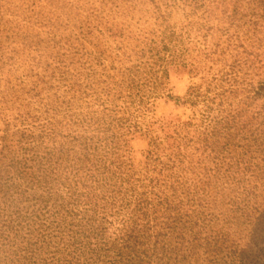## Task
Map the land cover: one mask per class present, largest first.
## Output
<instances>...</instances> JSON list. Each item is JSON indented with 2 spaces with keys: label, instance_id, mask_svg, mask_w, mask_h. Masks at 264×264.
<instances>
[{
  "label": "trees",
  "instance_id": "obj_1",
  "mask_svg": "<svg viewBox=\"0 0 264 264\" xmlns=\"http://www.w3.org/2000/svg\"><path fill=\"white\" fill-rule=\"evenodd\" d=\"M119 1V21L79 24L69 62L60 49L44 61L54 99L5 130L0 264H249L264 220V0ZM172 65L200 78L186 119L155 113Z\"/></svg>",
  "mask_w": 264,
  "mask_h": 264
},
{
  "label": "rangeland",
  "instance_id": "obj_2",
  "mask_svg": "<svg viewBox=\"0 0 264 264\" xmlns=\"http://www.w3.org/2000/svg\"><path fill=\"white\" fill-rule=\"evenodd\" d=\"M118 3L121 10L125 3L119 0ZM119 7L114 8L110 0H0V149L6 129L9 136L23 129L19 115L24 112L39 114L38 111L47 107L46 102L54 99L55 88L48 91V84L40 81L44 70L48 68L49 72L54 66L46 67L44 61H56L58 58L53 56L59 55L56 52L60 49L66 52V56L60 57L69 62L67 56L72 50L69 45H77L76 38L82 37L78 35L81 31L79 24L82 23L86 32V25L102 16L111 20L116 15L115 21H119ZM94 33L99 35L96 31ZM199 81V77H190L185 67L170 66L166 94L172 97L165 95L157 100L156 116L160 119H186L191 109L183 104L184 96L189 85ZM61 90L57 93L61 94ZM178 97L180 100L176 99ZM155 129L158 135L163 134L158 124ZM148 141V135L141 133H136L131 141L129 156L139 174L145 171ZM250 229V225L239 227L237 235L243 237L241 242L249 239ZM250 241L246 252L249 264H264V220Z\"/></svg>",
  "mask_w": 264,
  "mask_h": 264
}]
</instances>
